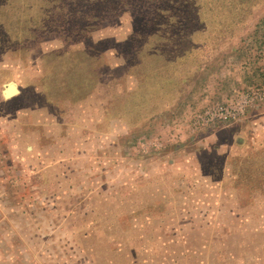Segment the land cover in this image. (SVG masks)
<instances>
[{
	"label": "rangeland",
	"instance_id": "374dc122",
	"mask_svg": "<svg viewBox=\"0 0 264 264\" xmlns=\"http://www.w3.org/2000/svg\"><path fill=\"white\" fill-rule=\"evenodd\" d=\"M150 3L0 0V264H264V0L169 5L144 88Z\"/></svg>",
	"mask_w": 264,
	"mask_h": 264
},
{
	"label": "trees",
	"instance_id": "16d2710c",
	"mask_svg": "<svg viewBox=\"0 0 264 264\" xmlns=\"http://www.w3.org/2000/svg\"><path fill=\"white\" fill-rule=\"evenodd\" d=\"M60 3H64V7H68L67 10V16L66 18H64L62 20L63 25L66 24L67 26H70L71 28L74 29V31L76 33H78L80 35L81 38H77L76 40L70 41L68 43H66V45L68 44H74L77 42H80L86 38L89 37L90 32H93V29L98 28V25H100L103 21H107L109 19H111L112 17H115L116 14L118 13V8L116 7V2L118 3V0H113L111 2V5L109 6V8H107L106 5H104V12L103 14L99 15L98 18L97 16L93 15L94 9L92 8V5H89L90 0H73L74 2H70L69 6H68V1L69 0H59ZM97 3L101 2V0H97ZM188 3V0H155L154 4L150 5L152 7L155 8L154 11L151 12V14L147 17H145V20L142 21L144 29H138L136 30L131 39H139V34H144V35H149L148 36V40L151 41L149 43V49L148 48H143V52H142V48H140V56L142 54L143 57L145 56H150V59L148 62L142 64L144 65V71L146 72V76L147 78L144 80L143 82V87L145 85L150 86V79L149 78V74L151 73V60H152V56H151V50H152V45L153 42H157V55H160L162 57V59H168L171 56L170 49L168 47V43H171V29H177V31L179 29H184L185 31H187L186 29V25H183L182 23L177 24L175 22L179 21L180 16L179 14L175 17V19L173 17H171L168 13V6L171 5L172 7L176 8L177 4L179 6H184L185 4ZM101 4V3H100ZM99 4V5H100ZM176 5V6H175ZM116 9V10H115ZM170 9V8H169ZM184 20V19H181ZM175 21V22H173ZM95 23V24H94ZM151 26V27H150ZM182 26H185V28H181ZM94 27V28H93ZM183 31V33L185 32ZM139 36V37H138ZM141 38V37H140ZM154 38V39H153ZM139 50V49H138ZM65 50H63L64 52ZM90 51L89 50H85V52L83 54H88ZM62 53V52H61ZM71 52H67V56H71ZM160 59V58H159ZM70 62L67 61V65ZM73 75L72 72L69 73V77ZM70 79V78H68ZM166 80V79H164ZM147 86V87H148ZM145 88V87H144ZM89 92V91H88ZM86 91L85 94H83L82 96H86V94L88 93Z\"/></svg>",
	"mask_w": 264,
	"mask_h": 264
},
{
	"label": "built area",
	"instance_id": "2783aa9c",
	"mask_svg": "<svg viewBox=\"0 0 264 264\" xmlns=\"http://www.w3.org/2000/svg\"><path fill=\"white\" fill-rule=\"evenodd\" d=\"M244 113L243 106H241L239 109L236 108H227L222 109L219 114L215 113L210 116V113L207 112L206 114V120L207 122L211 121H222V120H229V119H235L238 116H241ZM209 117V118H208Z\"/></svg>",
	"mask_w": 264,
	"mask_h": 264
},
{
	"label": "bare ground",
	"instance_id": "6f19581e",
	"mask_svg": "<svg viewBox=\"0 0 264 264\" xmlns=\"http://www.w3.org/2000/svg\"><path fill=\"white\" fill-rule=\"evenodd\" d=\"M15 91H16L15 86L10 85V86L5 90V93H6L7 96H10V95H12L13 93H15Z\"/></svg>",
	"mask_w": 264,
	"mask_h": 264
},
{
	"label": "water",
	"instance_id": "95a60500",
	"mask_svg": "<svg viewBox=\"0 0 264 264\" xmlns=\"http://www.w3.org/2000/svg\"><path fill=\"white\" fill-rule=\"evenodd\" d=\"M10 85H13V86H15V88H16V91H15V93H13V94H12V95H10V96H7V95H6V93H5V96H6V97H11V96H13V95H15V94H17V93H18V90H17V87H16V85H15V84H9V85H8V87H9ZM8 87H7V88H8Z\"/></svg>",
	"mask_w": 264,
	"mask_h": 264
}]
</instances>
